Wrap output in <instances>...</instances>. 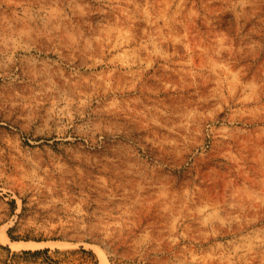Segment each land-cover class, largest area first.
I'll list each match as a JSON object with an SVG mask.
<instances>
[{
  "label": "rangeland",
  "instance_id": "1",
  "mask_svg": "<svg viewBox=\"0 0 264 264\" xmlns=\"http://www.w3.org/2000/svg\"><path fill=\"white\" fill-rule=\"evenodd\" d=\"M0 264H264V0H0Z\"/></svg>",
  "mask_w": 264,
  "mask_h": 264
},
{
  "label": "trees",
  "instance_id": "2",
  "mask_svg": "<svg viewBox=\"0 0 264 264\" xmlns=\"http://www.w3.org/2000/svg\"><path fill=\"white\" fill-rule=\"evenodd\" d=\"M11 238L13 239V237L11 236ZM49 249H44V250H35V251H31V250H25L24 253L26 254H33V255H38L44 252H47Z\"/></svg>",
  "mask_w": 264,
  "mask_h": 264
},
{
  "label": "bare ground",
  "instance_id": "3",
  "mask_svg": "<svg viewBox=\"0 0 264 264\" xmlns=\"http://www.w3.org/2000/svg\"><path fill=\"white\" fill-rule=\"evenodd\" d=\"M12 243L15 245V244H18L19 242H13V241H12ZM29 245H30V244H27V246H29Z\"/></svg>",
  "mask_w": 264,
  "mask_h": 264
}]
</instances>
